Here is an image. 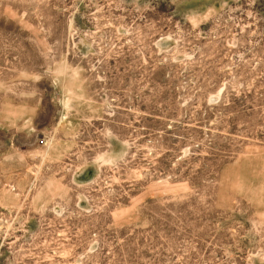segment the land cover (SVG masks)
Wrapping results in <instances>:
<instances>
[{
  "label": "rangeland",
  "instance_id": "rangeland-1",
  "mask_svg": "<svg viewBox=\"0 0 264 264\" xmlns=\"http://www.w3.org/2000/svg\"><path fill=\"white\" fill-rule=\"evenodd\" d=\"M0 0V264H264V0Z\"/></svg>",
  "mask_w": 264,
  "mask_h": 264
},
{
  "label": "crops",
  "instance_id": "crops-1",
  "mask_svg": "<svg viewBox=\"0 0 264 264\" xmlns=\"http://www.w3.org/2000/svg\"><path fill=\"white\" fill-rule=\"evenodd\" d=\"M194 1H197V0H192V1H190V2H194Z\"/></svg>",
  "mask_w": 264,
  "mask_h": 264
}]
</instances>
